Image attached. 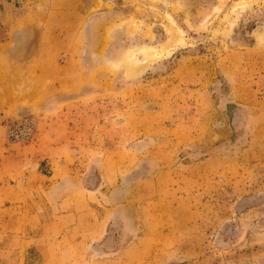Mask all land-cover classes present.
<instances>
[{
    "label": "rangeland",
    "instance_id": "obj_1",
    "mask_svg": "<svg viewBox=\"0 0 264 264\" xmlns=\"http://www.w3.org/2000/svg\"><path fill=\"white\" fill-rule=\"evenodd\" d=\"M0 264H264V0H0Z\"/></svg>",
    "mask_w": 264,
    "mask_h": 264
},
{
    "label": "crops",
    "instance_id": "obj_2",
    "mask_svg": "<svg viewBox=\"0 0 264 264\" xmlns=\"http://www.w3.org/2000/svg\"><path fill=\"white\" fill-rule=\"evenodd\" d=\"M6 99H7V96H6Z\"/></svg>",
    "mask_w": 264,
    "mask_h": 264
}]
</instances>
